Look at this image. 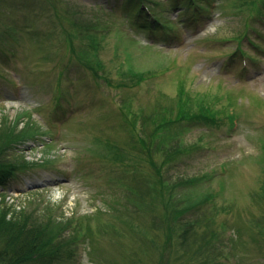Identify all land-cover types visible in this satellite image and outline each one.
Segmentation results:
<instances>
[{"label":"rangeland","instance_id":"rangeland-1","mask_svg":"<svg viewBox=\"0 0 264 264\" xmlns=\"http://www.w3.org/2000/svg\"><path fill=\"white\" fill-rule=\"evenodd\" d=\"M143 2L168 34L141 29L127 0H0V128L34 126L3 154L27 167L0 207L86 218L90 235L57 264H264V0ZM181 92L187 117L153 138L133 124L157 104L175 114ZM145 139L151 160L132 148ZM150 161L167 187L185 182L180 211L203 199L167 240Z\"/></svg>","mask_w":264,"mask_h":264},{"label":"trees","instance_id":"trees-1","mask_svg":"<svg viewBox=\"0 0 264 264\" xmlns=\"http://www.w3.org/2000/svg\"><path fill=\"white\" fill-rule=\"evenodd\" d=\"M127 4L132 5V7H134L135 9L130 11L126 9L125 12L132 15L133 13H136V10H139V13H136V17L140 18V22L143 18V23L141 24V27L139 26L141 29H149L152 33H169H166L167 30L164 29V25H161V22L157 19H154L153 21L147 20L146 14L143 10L140 9L139 0H127ZM195 8H197V6ZM87 30L88 29H86V31ZM93 55H96V53ZM95 65L96 66L94 67V71H96L95 75L98 78L99 76L97 74V70L99 69L100 71L102 65L97 60H95ZM150 75L151 74H148L147 76ZM144 77L145 76H143L142 74L133 73L131 70H127L124 72V79H129V82H132L133 80L141 82ZM100 78H103L102 75H100ZM182 93L183 92L178 95L179 102L175 114H170L169 107H162L161 110L159 104H157V109L162 111V113H159L158 110H151L145 113H136V115H133V124H135V121L138 120L142 127H147L150 125L153 126V131L151 132V134H149V138H153L155 137V133L157 131H162L164 128L168 127L173 122H178L182 120L184 116L187 117V113L184 108H189L193 111L195 110V104L191 99L188 98L187 101L182 100L181 97L184 96L182 95ZM212 117L215 116L207 115L206 119L210 120V122L212 119L214 122L211 123H215L216 119ZM172 118L177 119L175 121H172ZM192 119L194 121L196 118ZM199 121H202V119L199 118ZM31 122L29 124L30 126L28 129H26L25 131H20L19 133H16L14 126L13 128L6 127V122H3L2 129L0 128V132L3 131L4 133V135L0 137V185L5 184L10 178L16 177V173L20 170L19 167L21 169L27 167V163L24 161H14V164L6 162L3 159V154L14 144L22 142L24 143V141L27 140L28 136L30 135V132H32L33 130L32 128L34 127ZM150 143L147 144V140L145 139L138 145H133L132 148L138 149V152H141L144 156L147 157V159L151 160V148H148ZM149 166L156 174L155 176L158 181L156 184L157 197L151 196V191H148V194L151 196V200L157 199L159 201V199L162 198L161 203L162 209L164 211V217L161 220V224L163 223L162 225L165 226L166 230L163 231L162 234L165 236L168 235L166 237L167 240L170 239L169 237L170 233L174 228L173 226L176 223H179V221L187 213L194 210L196 206H199L202 203L203 199L200 198L196 201L188 203L184 211H180L178 206L181 201H179L178 203L177 201H173V198H171V194L176 186H178L179 184H185V182L178 181L173 185H170L169 188L167 187V184L163 182L162 175L159 169L160 165L157 166L155 165V163L150 161ZM141 195L140 197H142ZM126 199L128 203H131L129 197H127ZM1 204L4 206L0 207V264L60 263L63 260L70 259L72 256H74L73 253L74 251H76L77 244L81 241H84L83 239H85L87 233L88 235H90L91 233V231H89V221L86 220V218L83 224L84 227L82 223H80L81 217L79 216H74V219L72 218L64 222V224H61V222H58L56 220L55 216L45 214V217H40L39 215L34 216L33 212H18L17 210L15 211L13 209L12 211H10L11 209L6 206V203ZM132 206L134 209L137 208L136 204H133ZM127 215H130V210H127ZM152 227L156 229L154 223L152 224ZM214 234L215 233H212V235ZM212 250L217 251L216 248H212ZM94 252L95 251H93V254ZM162 257L163 255L161 254L160 258L162 259ZM168 262L169 261L167 259L165 264H168Z\"/></svg>","mask_w":264,"mask_h":264}]
</instances>
